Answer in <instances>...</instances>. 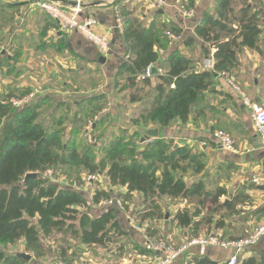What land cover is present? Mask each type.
I'll return each mask as SVG.
<instances>
[{
	"label": "trees",
	"instance_id": "obj_1",
	"mask_svg": "<svg viewBox=\"0 0 264 264\" xmlns=\"http://www.w3.org/2000/svg\"><path fill=\"white\" fill-rule=\"evenodd\" d=\"M232 3L233 0H216L213 10L205 11L196 20V35L187 34L178 22L159 19L158 9L154 19L146 23L134 7L133 10L123 7L125 18L121 38L127 47V57L114 75L113 88L118 93H127L129 104L151 100L149 108H143L131 119V131L128 128H121L119 133L107 131L111 116L103 111L108 103L107 92L87 95L80 102L76 101L78 110L72 121L56 112L51 115L50 123L41 119L42 108L53 99L50 95H39L20 107L14 106L10 99L22 97L32 89L19 95L10 93L0 99V264H34V259L26 260L6 248L24 243L27 252L40 256L42 237L56 232L70 233L82 244L107 247L116 242L117 237L128 235L120 215L127 210L135 193L143 197L144 208L139 211L142 221H160L165 217L163 209L170 205L163 203L162 197L172 201L199 198L196 203L207 208L208 214L198 221L195 217L200 210L180 209L173 218L180 227L210 224L212 213L231 210L230 203L225 206L221 202V197L228 194L227 190L222 187L211 190L203 180L193 179L205 171L204 153L194 152L186 145L176 147L173 139L161 135L142 143L141 130L150 126L164 129L176 120L188 122L216 80L209 70H199L194 60L178 47L170 48L168 32L179 36L185 45L201 44L206 57L211 54L210 48L215 47L214 70L218 73L233 75L239 53L245 47L261 51L259 18L248 8L235 15ZM182 4L188 9L193 8V0H183ZM63 42L62 39L59 41L58 50L63 49ZM161 50H169L167 57L161 59ZM16 55H5L0 60V65L10 69L8 73L16 70ZM95 61L100 63L98 58ZM149 66H156L158 71L139 80ZM153 76L158 78L156 85L152 84ZM64 105L65 101L57 102L58 107ZM94 117L98 120L92 128V136L97 142L93 146L85 136V124ZM63 167L76 168L87 175L105 174L108 188L95 187L89 198L81 190L63 186L45 175L51 170L53 176ZM31 172L38 176L25 180ZM120 187L125 188V192L115 190ZM112 198H120L124 207L110 205L99 216H92L85 210L90 204ZM223 224L222 215L217 225ZM200 236L201 232L194 230L188 239ZM223 236L235 238L231 233ZM67 250L68 247L63 249L60 256L70 264L73 258ZM148 252L146 247L140 249V254ZM241 263L257 264V258L247 257ZM188 264L217 263L205 254H196Z\"/></svg>",
	"mask_w": 264,
	"mask_h": 264
},
{
	"label": "crops",
	"instance_id": "obj_2",
	"mask_svg": "<svg viewBox=\"0 0 264 264\" xmlns=\"http://www.w3.org/2000/svg\"><path fill=\"white\" fill-rule=\"evenodd\" d=\"M61 5L69 6L71 0H54ZM127 1V2H125ZM183 0H166L162 8H157L150 0H89L84 9L85 16H94L98 23L95 26L97 32H108L112 39V52L105 64L97 63L95 60L99 57L96 46L87 40L80 32L61 31L57 20L51 18L45 12L37 8L32 0H0V48L2 57L6 54V49L18 48L19 57H24L23 67L8 73L9 68L0 65V99L7 94L3 88L20 89L30 87V79L45 75V72L38 71L30 63L26 62L27 57H45L52 64L58 56L72 54V58H77L87 62L90 65L100 64L98 70H102L104 75L113 85L114 75L121 62L126 59L127 47L121 38L122 32L117 28L115 6L124 3L130 10L137 6L146 10L138 14L146 23L154 19V12L158 9L159 19L165 22H178L184 26L187 34L196 35L195 23L205 11L213 10L216 0H193V9L195 16L184 18L180 11ZM187 2L189 0H186ZM232 7L235 15L240 13L241 9L248 8L259 18V24L262 29L260 39L262 45L260 50L245 47L239 53L238 65L234 70L233 76L237 83L242 87L245 93L253 100L259 103L264 101V0H233ZM162 9V12L159 11ZM64 40L68 49L58 50V43ZM170 48H179L184 54L191 57L196 67L201 69V64L206 55L202 45L195 43L185 45L183 40L172 41ZM66 48V47H63ZM211 53L216 51L211 47ZM169 51V50H168ZM163 52L160 56L167 57ZM8 52V51H7ZM10 56V55H8ZM4 59V58H2ZM55 59H52V58ZM68 58V57H67ZM71 60V59H70ZM13 62V61H12ZM72 62V61H71ZM61 63V62H59ZM159 63V61H158ZM62 64V63H61ZM72 65V64H71ZM73 72V66L68 68ZM53 68H49L52 73ZM32 73V75H31ZM29 75V76H24ZM152 84L156 85L158 78L151 77ZM212 89L204 95L199 104L193 110L188 122L183 123L179 120L174 121L169 127L161 129L159 126H150L147 128L158 127L160 135L168 139H173L178 145H186L194 152H202L206 156L205 171L194 176V180H203L208 188L215 190L222 187L228 194L221 197V202L227 206L229 203L230 211L222 210L220 213H212V223H202L198 227H180L173 218L175 214L184 208L191 211L200 210L196 220L198 221L206 215L207 208L203 209L201 205L192 203L188 199H178L172 201L168 197H162L163 203L170 206L166 210L165 223L158 224V229L168 235L167 228L175 230V236L181 240L191 238L192 231L196 230L204 234L206 231L231 234H246L251 232L260 223L264 221V185H258L253 182V177L261 176L264 172V148L263 142L256 130L252 120L251 109L244 104L238 93L220 76L215 77ZM7 84V86H6ZM10 91V90H9ZM113 97V95H112ZM116 103V102H115ZM114 104V103H113ZM126 107L128 114L134 117L143 108H149L151 100L135 102L128 104L120 103ZM123 110V109H122ZM142 128L141 132L145 135ZM228 132L239 148L240 153H232L224 150L215 137L217 130ZM142 136V138H143ZM141 138V140H142ZM145 143V142H144ZM206 173V174H205ZM93 186L85 193L89 198L93 192ZM118 192H125V188H115ZM139 202L138 207L131 205L128 209L121 212L120 221L123 228L128 232L130 240L119 245L115 241L107 247L96 245H74L79 249L68 248V255H72L73 261L70 264H137L141 259L152 261L157 256L152 252L140 254V249L145 248L146 233L142 222L139 224L138 212L144 208L143 197L140 193H135L133 201ZM130 205V202L128 203ZM108 206L100 204H90L86 209L92 216L101 215ZM234 208V210L232 209ZM167 214L169 217L167 218ZM224 216V224L217 225V220ZM238 217V218H237ZM236 221L230 228V222ZM156 221V220H155ZM151 226V225H150ZM171 230V231H172ZM122 236V235H121ZM120 236V237H121ZM74 242L73 240H71ZM264 243V242H263ZM261 243V244H263ZM74 244V243H73ZM260 244V245H261ZM72 245V244H70ZM83 245V246H82ZM259 245V246H260ZM89 246V247H85ZM253 248L244 258L254 255L258 247ZM97 251L96 253L91 252ZM94 253L95 256L91 257ZM231 251L227 249L208 247L205 255L218 264L230 255ZM199 254V248L193 247L183 256L177 259L174 264H188L192 256ZM57 260V259H55Z\"/></svg>",
	"mask_w": 264,
	"mask_h": 264
},
{
	"label": "rangeland",
	"instance_id": "obj_3",
	"mask_svg": "<svg viewBox=\"0 0 264 264\" xmlns=\"http://www.w3.org/2000/svg\"><path fill=\"white\" fill-rule=\"evenodd\" d=\"M136 9H137L136 11L137 14H142L146 11L142 9V7L140 6H137ZM64 47L66 48L63 49H68L67 46ZM18 50L19 49L15 47H13L12 49H6V54L10 56L17 53L16 56H18V58L15 59V68H14L17 70L18 68H20L19 66L23 67L22 65H24L23 63L25 61L24 57L23 58L19 57L18 53H20V51L18 52ZM71 55L72 54L70 53H67V55H61V56L59 55L58 60L55 59L56 57L55 58L53 57L52 59H55V61L52 64L45 57L31 56L25 58L28 64L30 63L32 66H34L35 69H37V72L42 71L46 73L45 75H42L41 79L40 76L36 78L35 75L33 79L29 78L30 84H32L30 89L38 90V94L40 96L47 94L53 98L52 101L46 103L45 106L42 108L41 119H43L46 122L48 121L47 123H50L51 115L53 113L58 112L57 114L58 116L67 117L70 119V121H72L75 116L76 110H78V105L75 104L76 101L80 102L82 97L87 95L96 94L98 92H107L109 94L108 103L105 104L103 110L104 112H107L111 115L110 121L108 123L107 131L110 130L119 133L121 128H128L129 131H131L133 129L132 128L133 125L131 121L133 117L130 118V115L127 113L128 110L126 107L120 106V103L123 104L126 103L129 105L128 96L125 95L127 93L125 94L118 93L116 92V90H114L113 85L110 84V81H108V79L104 75V72L102 70H98L100 64L90 65L89 63L81 61L77 58L76 59L72 58ZM1 57H2V52L0 48V59ZM59 62H61L62 64ZM69 66H73L75 68L73 72L68 69ZM49 68H53L52 73L49 72ZM24 76H29V75H24ZM28 88L29 87H22L20 89H7L5 87V89L3 88L2 90L3 92L6 90L5 91L6 94L13 93L14 95L15 94L19 95ZM58 101H65L66 105L62 107H58L57 106ZM97 120L98 118L96 117L90 118L88 122H86L85 127L89 125L90 121L95 124ZM89 143L93 146L94 144H97L96 140L94 142H89ZM88 176L89 175H87L85 172L80 171L79 169L63 167L58 171H55L54 175L51 177L52 180H54L55 182H58L63 186H70L71 188L81 190L83 193H87L88 189H90L91 186H93L94 188L95 187L99 188L102 186L108 188V183L106 181L105 174L95 175L96 178L92 181L88 180ZM76 184L79 185V187ZM198 200L199 198H195L194 200H192V203L195 204ZM129 202L130 205L128 206L130 207L131 205L134 207H138L139 205V202H137L136 200L133 201V204L131 203V201ZM85 210L87 211V209ZM163 210H164L163 212H165V217H166V212H167L166 210L168 209L164 207ZM205 211L206 214H208V211L207 210ZM138 216H139V212H138ZM165 217L160 221L151 220V222L148 223V220H146L142 222V225L144 227L143 231H145L146 233L148 232L150 233L148 234L147 237L157 236L160 239L170 240L177 245H181L184 241H187L188 239L181 240L177 236L174 237L175 230H172L171 227H168L167 231L169 233L168 235H172V238L167 236L164 232L160 231V229H158L157 227L158 224H163V223L166 224ZM140 220L142 221L141 217H139L137 221L139 224L141 223ZM234 223L236 224V221L234 220L230 222V228L233 226ZM231 232H234L233 227ZM251 232L246 234H235V238L244 237L246 235L251 234ZM213 233L214 234L216 233L218 235L223 234L221 233V231L220 232L214 231L212 232V234ZM71 235L72 234L70 233L66 234V233L56 232L51 236L42 237V248L39 251V254H41L40 256L34 253L27 252L25 250L24 243H18L16 245L8 246L7 248L6 247L5 248L7 251L13 252L14 254L18 252H27L28 254L31 255V259H34V264H51L55 262V259H61L62 261L69 264L67 260H63L61 258L60 252L63 249H66L67 247L74 248L75 250L76 246L74 245H78V246L81 245L79 238L76 239L74 238L73 235L72 236ZM205 236H209V235L201 234L200 237H205ZM71 240H73L74 242H72ZM115 240L117 245H119L123 242L130 240V238L127 235H122L121 237H117ZM85 247H89V246H85ZM78 249L79 248L76 247V250ZM91 252L96 253L97 251L92 250ZM94 253L91 254V257L95 256ZM253 256L257 258V264H264V243L258 247V250L254 251Z\"/></svg>",
	"mask_w": 264,
	"mask_h": 264
},
{
	"label": "built area",
	"instance_id": "obj_4",
	"mask_svg": "<svg viewBox=\"0 0 264 264\" xmlns=\"http://www.w3.org/2000/svg\"><path fill=\"white\" fill-rule=\"evenodd\" d=\"M72 4L69 6L61 5L58 1L54 0H32L33 4L49 15L51 18L57 20L61 31H77L80 32L87 40L93 43L99 54L109 56L112 52V39L108 32H97L95 26L98 23L94 16H85L84 9L89 0H71ZM157 8H162L166 0H150ZM127 2V1H125ZM124 3L117 4L115 6V16L117 28L122 32L124 28ZM180 11L184 18H192L195 16L193 8H186L183 4L180 6ZM172 41H179L181 38L172 34L167 33ZM164 51L161 50V54ZM216 59L211 53L205 57L201 64V69L211 70L214 69ZM153 66H149L146 71L139 76V80H143L153 75ZM158 71V68H157ZM160 72H163L160 69ZM219 76L224 78L226 82L238 93L243 100L244 104L247 105L252 111V120L256 127V130L263 142L264 148V101L259 103L253 101L237 83L235 77L228 72H220ZM38 90H32L29 94L22 97H12L10 102L14 106H24L30 103L34 98L38 97ZM94 123L89 122L86 126L85 136L89 142H94L92 136V128ZM215 137L218 140L221 147L232 153H240L239 148L236 146L232 136L220 129L215 132ZM152 139H148L146 142H150ZM48 177L52 176V171L48 170L45 174ZM96 176L89 175L88 180L92 181ZM253 182L258 185H264V172L261 176L253 177ZM106 206L115 204L116 206L123 208L124 204L120 198H112L102 202ZM264 242V221L260 223L251 232V234L240 238H229L224 237L222 234H210L209 236L199 237L194 239H188L181 245H177L174 242L167 239H160L155 237H146L145 247L148 251L152 252L157 256L152 261L141 259L137 264H174V262L183 256L193 247L199 248V254H205L208 247H217L222 249L230 250V255L218 262V264H240L242 258L252 251L253 248L259 246ZM53 264H67L61 259L55 260Z\"/></svg>",
	"mask_w": 264,
	"mask_h": 264
},
{
	"label": "water",
	"instance_id": "obj_5",
	"mask_svg": "<svg viewBox=\"0 0 264 264\" xmlns=\"http://www.w3.org/2000/svg\"><path fill=\"white\" fill-rule=\"evenodd\" d=\"M159 11L162 12V9H160ZM98 61L102 64H105L108 62V57L107 56H104V55H99L98 57ZM152 71L153 72H156L157 71V68L156 66H153L152 67ZM210 72L213 73L214 77H218L219 76V73L216 72L214 69H211L209 70ZM144 133L145 135L143 136L141 142L144 143L146 142L148 139H156V138H159L160 137V129L158 127H154V128H146L144 130ZM179 145L176 144V147H178ZM38 176V173L36 172H31V173H28L25 177V180L29 179L30 177H37ZM169 217V214H167V218ZM16 255L18 256H21L23 258H25L26 260H30L31 259V255L28 254L27 252H18L16 253Z\"/></svg>",
	"mask_w": 264,
	"mask_h": 264
}]
</instances>
